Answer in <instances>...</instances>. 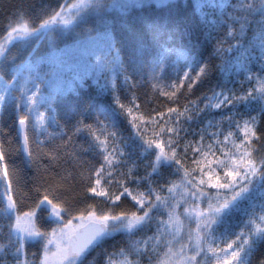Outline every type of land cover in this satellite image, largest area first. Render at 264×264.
Returning <instances> with one entry per match:
<instances>
[{
	"label": "snow or ice",
	"instance_id": "6c2138e0",
	"mask_svg": "<svg viewBox=\"0 0 264 264\" xmlns=\"http://www.w3.org/2000/svg\"><path fill=\"white\" fill-rule=\"evenodd\" d=\"M148 4L21 2L5 17L0 264H79L96 248L102 264H251L264 244V0H196L180 44L131 28L129 13ZM205 31L219 33L210 51ZM17 154L22 166L10 163ZM237 215L246 219L234 224ZM186 220L195 227L185 240Z\"/></svg>",
	"mask_w": 264,
	"mask_h": 264
},
{
	"label": "trees",
	"instance_id": "16d2710c",
	"mask_svg": "<svg viewBox=\"0 0 264 264\" xmlns=\"http://www.w3.org/2000/svg\"><path fill=\"white\" fill-rule=\"evenodd\" d=\"M21 2L34 6L35 8H39L41 5H47L48 7H56L58 6V3L60 0H0V34L4 31V26L6 24L5 17L13 11L17 6L21 4ZM173 2H178L182 5V10L178 15L170 14L168 9L169 5ZM196 0H166L165 2L161 3H155L153 0H150V4L146 5L145 7L141 9H133L127 18L128 24L131 26V28L134 31H139L146 33L149 37L154 34H159V43L160 44H180L183 42L182 40V32L185 29L186 26L189 24L195 23V20L199 18L200 12L195 7ZM204 12L209 14V17H211V9H208L205 7L203 9ZM113 15H119V13L116 10H113ZM127 34L126 32L124 33ZM219 35V33L212 32L210 35L207 31L203 32L198 36V39L200 41V44L202 48L211 50V45L215 43V38ZM32 44H35V41L32 42ZM12 54H16L18 56L17 63H19L20 59H23L27 55V51L24 49L23 45L17 44L16 47L12 48ZM5 79H10V74L7 70L3 73ZM167 75V74H166ZM217 77H213V80L215 81ZM210 84L203 85L196 93V95H200V92L206 91L208 88H210ZM229 87H238V85L230 83L228 85ZM247 87V85H245ZM144 89H141V92H143ZM194 98V97H193ZM141 102L145 103V98L141 97ZM146 105L148 108H151L153 105V101L151 99H148L146 101ZM240 111H247V107H243L239 109ZM3 123L5 127L13 124V113L11 110L6 111L3 116ZM13 132L15 131V128L13 127L11 129ZM126 135V133H125ZM260 147V145H258ZM262 151H264V148H262ZM89 159L96 164V166H99V164L102 162L101 156H93L92 154H89ZM141 162H143V158H141ZM10 163H13L17 166H22L21 163V156L19 154L13 155L10 157ZM165 171V170H161ZM31 173L29 172V175ZM143 174V172H141ZM173 179H175L173 177ZM163 182V181H160ZM3 191V186L0 185V192ZM166 192V189H165ZM163 194V193H162ZM86 203H94L98 209H103L105 207V204L103 201L99 199L94 200H88ZM129 205L127 203L122 204L121 207H128ZM182 211V209H181ZM241 219H246V217H240L237 215L236 220L233 222L234 224L240 221ZM6 220L3 216V205H0V223H5ZM190 227H185V240L187 238L186 233ZM238 227H233L231 231H238ZM224 231V226H221L218 230L216 235L221 236V234ZM143 233H137V236H141ZM231 235L227 237V239H230ZM221 239L223 237L221 236ZM227 239L224 238V242L220 240V244H224L227 242ZM124 240V237L122 236H116L114 240H109L104 245V248H106L109 252L113 251L116 248H119ZM39 246L36 247H30L29 252H35L38 250ZM134 258V257H133ZM104 259V253L100 248L91 249L87 252V254L79 259V264H102ZM201 261V264H212L211 260L204 261V256L199 258ZM264 260V244L259 245L257 250L253 253L251 257V264H260V261ZM208 261V262H207Z\"/></svg>",
	"mask_w": 264,
	"mask_h": 264
},
{
	"label": "rangeland",
	"instance_id": "374dc122",
	"mask_svg": "<svg viewBox=\"0 0 264 264\" xmlns=\"http://www.w3.org/2000/svg\"><path fill=\"white\" fill-rule=\"evenodd\" d=\"M155 3H161V2H165L166 0H153ZM257 211H259V209H257ZM185 227H191V228H194L195 227V224H194V222H192V223H189L187 220L185 221ZM184 227V228H185ZM223 242H224V238L223 239H221ZM220 246L221 247H223V243H221L220 244ZM202 258H203V256H202ZM204 261H206V260H211V262H212V264H214V261H213V259H209V258H207V257H204ZM207 261V262H208Z\"/></svg>",
	"mask_w": 264,
	"mask_h": 264
},
{
	"label": "water",
	"instance_id": "95a60500",
	"mask_svg": "<svg viewBox=\"0 0 264 264\" xmlns=\"http://www.w3.org/2000/svg\"><path fill=\"white\" fill-rule=\"evenodd\" d=\"M84 255H85V254H84ZM84 255H83V256H84ZM83 256H82V257H83ZM82 257H80V258H82ZM80 258H79V259H80Z\"/></svg>",
	"mask_w": 264,
	"mask_h": 264
}]
</instances>
